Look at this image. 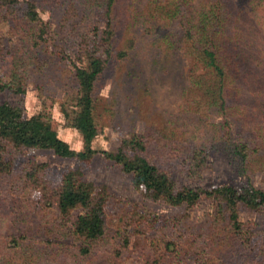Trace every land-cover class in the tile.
<instances>
[{
    "label": "trees",
    "instance_id": "16d2710c",
    "mask_svg": "<svg viewBox=\"0 0 264 264\" xmlns=\"http://www.w3.org/2000/svg\"><path fill=\"white\" fill-rule=\"evenodd\" d=\"M93 1L104 8L105 25H96L81 36L74 62L77 84L63 102V113L83 134L84 148L74 149L58 135L53 116L48 111L27 117L22 103L6 100L0 105V173L8 170L11 163L8 155L30 154L38 148L52 149L56 154L75 158L80 163L66 167L54 186H47L44 162L29 159L24 174L35 185L47 186L45 203L54 207L57 232L73 237L74 241L46 240V244H28L26 247L22 244L25 236H15L13 252L5 264H91L98 254L103 264H145L148 258L128 252L133 235L139 241L150 239L152 248L158 253L153 255L147 250L146 254L156 264H218L224 253L229 264L260 262L257 258L264 257V241H256L255 223L243 220L241 212L244 207L264 212V186L252 181L242 189L234 184L180 185L171 162L172 159L179 160L194 181L203 177L209 167V155L215 150L229 156L241 175L264 171V122L259 120L260 116L255 121L256 107L251 108L245 101L246 86L243 83L245 79L250 81L245 64L251 57L245 49L244 36L238 30L241 12L235 14L226 0H207L209 6L205 4L195 24L186 28L181 46L192 60L188 70L190 84L184 89L181 109L193 112L203 120L211 112L221 115V134L208 143L196 144L177 119L167 124L165 132L157 139L150 133L134 132L122 139L117 150L110 151L98 150L92 144L97 134L98 83L110 58H122L127 51L113 48L118 0ZM19 2L0 0V19L19 17L22 22L38 23L39 32L31 31L29 35L38 44L44 37L47 23L34 1L27 0L20 6ZM179 11L180 3L168 0L167 3L151 2L148 13L154 18L171 20ZM3 45L4 38L0 36V63L5 57ZM14 55L9 77L0 71V91L9 89L25 93L27 65L22 57ZM234 121L241 122L237 138L232 134ZM252 121L256 123L253 132L249 128ZM157 147H162L163 153H157ZM99 151L131 173L134 184L150 199L175 206H193L204 196L211 197L210 231L175 228L162 222L157 214L145 213L136 203L119 219L123 225L111 230L108 226L112 199L109 186L93 184L84 168V164L91 162ZM113 231L111 237L114 239L110 240L109 233ZM222 238L226 239L224 243Z\"/></svg>",
    "mask_w": 264,
    "mask_h": 264
},
{
    "label": "rangeland",
    "instance_id": "374dc122",
    "mask_svg": "<svg viewBox=\"0 0 264 264\" xmlns=\"http://www.w3.org/2000/svg\"><path fill=\"white\" fill-rule=\"evenodd\" d=\"M26 1L20 0L18 5H24ZM32 1L47 23L44 37L39 39L38 44L29 36L31 31L39 32L38 23L32 24L25 19L22 22L19 17L0 19V36L4 38L5 53L0 71L9 77L14 54L22 57L27 65L26 92L0 91V105L6 100L22 103L27 117L42 110L48 111L53 116L58 135L74 149L81 150L85 146L83 134L72 126L63 113V102L77 84L74 62L77 60L79 40L96 25H105L104 8L93 0ZM153 1L168 2L118 0L116 5L114 19L117 29L113 48L126 49L127 53L122 58H110L99 79L95 117L97 134L92 143L98 150L115 151L122 139L134 132L150 133L157 139L165 132V126L177 119L196 144L208 143L221 134V115L211 112L203 120L197 114L181 109L184 89L190 84L188 70L192 61L182 51L183 35L186 28L192 27L198 20L208 1L173 0L180 3V11L171 20L154 18L148 13ZM225 2L235 14L241 12L238 30L244 36L245 49L251 57V63L245 64V70L250 74V81L245 79L243 83L246 86L245 101L251 108L256 107L258 116L255 121L260 116L259 120L264 122V0ZM252 122L253 125L249 127L251 132L256 126ZM240 130L241 122L234 121L232 134L235 138ZM156 151L163 153L164 150L157 147ZM31 158L47 165V173L44 174L47 186L56 185L66 167L80 164L75 158L60 156L46 148L35 149L30 154L18 152L8 155V159H11L8 170L0 173V264H5L13 252L15 236H25L22 244L26 247L46 244V240L74 241L73 237L57 232L58 219L54 207L45 203L47 186H37L25 177L27 161ZM171 162L180 185L192 183L211 187L234 184L242 189L252 181L264 186V171L241 175L231 158L220 150L210 153L209 167L203 177L196 181L189 177L179 160L172 159ZM84 168L93 184L106 183L109 186L112 199L108 226L111 230L123 225L119 219L129 213L130 207L136 203L145 213L157 214L162 222L170 223L175 228L210 231L213 213L211 197L204 196L193 206H175L163 200L150 199L134 184L131 173L125 172L115 160L107 158L101 151L91 162L84 164ZM241 218L254 222L256 241H264V212L244 207ZM114 232L109 233L110 240L114 239L111 237ZM225 240L222 238L223 243ZM150 243V239L139 241L133 235L128 252L148 258L145 264H156L146 254L147 250H151L153 255L158 253ZM224 255L218 264H229V258ZM258 260L260 262L243 264H264V257H258ZM90 263L103 264L99 254Z\"/></svg>",
    "mask_w": 264,
    "mask_h": 264
}]
</instances>
